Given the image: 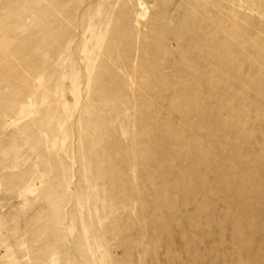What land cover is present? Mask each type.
I'll return each mask as SVG.
<instances>
[{"label": "rangeland", "instance_id": "374dc122", "mask_svg": "<svg viewBox=\"0 0 264 264\" xmlns=\"http://www.w3.org/2000/svg\"><path fill=\"white\" fill-rule=\"evenodd\" d=\"M0 264H264V0H0Z\"/></svg>", "mask_w": 264, "mask_h": 264}]
</instances>
